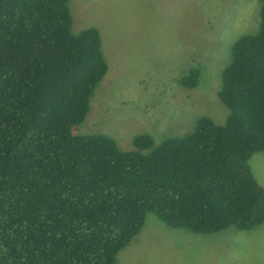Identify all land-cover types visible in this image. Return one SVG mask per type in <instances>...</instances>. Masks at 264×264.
Masks as SVG:
<instances>
[{
  "label": "trees",
  "instance_id": "16d2710c",
  "mask_svg": "<svg viewBox=\"0 0 264 264\" xmlns=\"http://www.w3.org/2000/svg\"><path fill=\"white\" fill-rule=\"evenodd\" d=\"M73 0H0V264H118L149 213L217 234L264 225V0L257 32L233 45L218 98L224 125L122 150L75 133L109 65L97 28L73 31ZM193 68L184 89L199 86Z\"/></svg>",
  "mask_w": 264,
  "mask_h": 264
},
{
  "label": "rangeland",
  "instance_id": "374dc122",
  "mask_svg": "<svg viewBox=\"0 0 264 264\" xmlns=\"http://www.w3.org/2000/svg\"><path fill=\"white\" fill-rule=\"evenodd\" d=\"M74 33L99 29L109 70L75 133L105 134L124 151L151 135L156 144L194 131L201 117L224 125L218 98L234 43L258 31L261 0H73ZM199 86L180 84L191 69ZM264 186V153L251 159ZM118 264H264V225L217 234L174 229L149 213Z\"/></svg>",
  "mask_w": 264,
  "mask_h": 264
}]
</instances>
